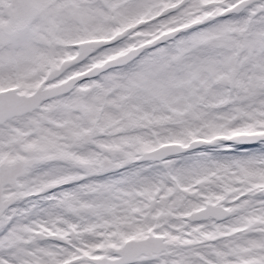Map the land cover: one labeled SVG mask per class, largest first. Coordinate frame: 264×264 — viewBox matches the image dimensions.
<instances>
[{
    "label": "snow or ice",
    "instance_id": "snow-or-ice-1",
    "mask_svg": "<svg viewBox=\"0 0 264 264\" xmlns=\"http://www.w3.org/2000/svg\"><path fill=\"white\" fill-rule=\"evenodd\" d=\"M0 264H264V0H0Z\"/></svg>",
    "mask_w": 264,
    "mask_h": 264
}]
</instances>
